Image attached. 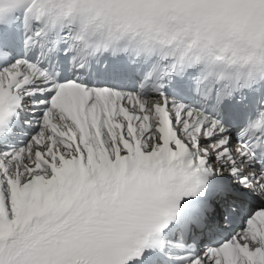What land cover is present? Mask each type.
I'll return each instance as SVG.
<instances>
[{
  "label": "snow or ice",
  "instance_id": "6c2138e0",
  "mask_svg": "<svg viewBox=\"0 0 264 264\" xmlns=\"http://www.w3.org/2000/svg\"><path fill=\"white\" fill-rule=\"evenodd\" d=\"M0 264H264V0H0Z\"/></svg>",
  "mask_w": 264,
  "mask_h": 264
}]
</instances>
